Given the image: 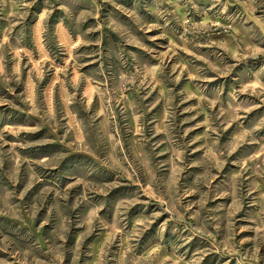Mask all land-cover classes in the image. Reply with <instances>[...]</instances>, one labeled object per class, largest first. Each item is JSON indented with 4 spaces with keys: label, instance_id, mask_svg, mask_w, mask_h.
Segmentation results:
<instances>
[{
    "label": "rangeland",
    "instance_id": "1",
    "mask_svg": "<svg viewBox=\"0 0 264 264\" xmlns=\"http://www.w3.org/2000/svg\"><path fill=\"white\" fill-rule=\"evenodd\" d=\"M0 264H264V0H0Z\"/></svg>",
    "mask_w": 264,
    "mask_h": 264
}]
</instances>
